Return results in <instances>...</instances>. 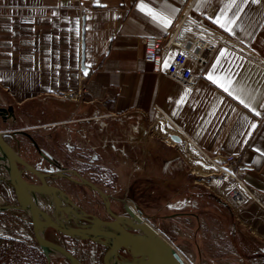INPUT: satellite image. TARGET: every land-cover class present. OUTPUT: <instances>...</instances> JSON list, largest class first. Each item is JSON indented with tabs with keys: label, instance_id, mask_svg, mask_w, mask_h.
<instances>
[{
	"label": "crops",
	"instance_id": "0c3cea01",
	"mask_svg": "<svg viewBox=\"0 0 264 264\" xmlns=\"http://www.w3.org/2000/svg\"><path fill=\"white\" fill-rule=\"evenodd\" d=\"M187 2L81 0L80 12L69 0H0V107L13 109L0 115V132H7L14 147L23 140L20 133L31 134L40 149L60 165L83 171L112 201L127 197L146 207L145 201L187 253L198 249L193 239L202 251L211 241L210 256L198 264H264V209L249 200L238 213L228 206L230 215L224 203L231 180L213 177L215 170L199 155H234L245 186L264 198V0L192 1L190 15L226 36L205 68L196 70L201 77L192 88L155 73L142 44L147 36L164 42ZM82 31L86 75L80 69ZM164 118L183 133L180 142L166 140ZM91 159L94 170L84 171L82 160ZM191 195L216 201L218 206L208 207L234 225L239 250L219 219L201 218L194 235L191 217L171 216L207 207ZM6 222L14 230L6 238L46 264H68ZM47 233L66 242L81 264H104L103 246ZM12 253L26 257L17 249Z\"/></svg>",
	"mask_w": 264,
	"mask_h": 264
},
{
	"label": "water",
	"instance_id": "95a60500",
	"mask_svg": "<svg viewBox=\"0 0 264 264\" xmlns=\"http://www.w3.org/2000/svg\"><path fill=\"white\" fill-rule=\"evenodd\" d=\"M83 33L84 31L81 36L80 69L86 75L89 68L84 64ZM8 114H13L11 106L0 107L1 116L5 117ZM6 133L0 132V181L13 189L16 203L7 206L0 205V211L17 210L23 213L31 225L35 242L45 254L52 252L65 258L69 264H81L65 245L45 236L46 232H52L73 240L91 241L107 248L103 256L104 264H185L173 246L159 236L153 227L132 216V211L124 200L120 201L122 203L121 213L114 212L111 209L109 195L78 172L74 171V175L79 178L75 182L87 186L99 195L111 219H102L87 213L66 192L48 185L45 182V177L48 175L27 162L15 147L4 139ZM170 138L175 142L181 141L177 134H170ZM216 160L225 162V157L216 158ZM23 170L35 174L38 183L27 181L22 175ZM191 200L209 204L208 200L193 195H191ZM169 202L170 200L164 206ZM224 206L233 216L228 205L224 203ZM171 216L191 217L195 225L194 235L200 231L201 218L214 216L223 223V228L228 232L233 245L239 250L234 225L228 223L213 210L183 211Z\"/></svg>",
	"mask_w": 264,
	"mask_h": 264
},
{
	"label": "built area",
	"instance_id": "2783aa9c",
	"mask_svg": "<svg viewBox=\"0 0 264 264\" xmlns=\"http://www.w3.org/2000/svg\"><path fill=\"white\" fill-rule=\"evenodd\" d=\"M69 1L75 3L80 12L83 11L81 0ZM192 1L189 0L181 9L164 42L161 38L153 36L142 39L144 60L151 64L152 70L155 73L166 72L171 78L189 88L194 87L201 77L196 70H203L217 45L226 40L225 35L205 24L201 19H194L190 15ZM74 96L71 95V98ZM164 121L167 128L166 138H170V134H177L181 139L184 137L169 119L164 118ZM173 143H175L174 140ZM199 155L203 162L211 165L215 170L213 174L226 175L231 180L232 189L226 197V203L233 213H238L249 200H253L264 209V198L253 193L243 183L241 178L243 169L234 166L236 163L234 155L224 156L225 162L209 157L202 150L199 151ZM222 164H225L227 168H219ZM136 209L140 211L137 207ZM9 224L12 225V223Z\"/></svg>",
	"mask_w": 264,
	"mask_h": 264
},
{
	"label": "flooded vegetation",
	"instance_id": "af4514ba",
	"mask_svg": "<svg viewBox=\"0 0 264 264\" xmlns=\"http://www.w3.org/2000/svg\"><path fill=\"white\" fill-rule=\"evenodd\" d=\"M20 136L23 140L18 141V146H16L15 148L21 155L20 145L21 143L24 144L23 146L25 147V152L21 156L27 162L32 164L37 170L48 175L45 177V182L48 185L58 187L59 189L66 192L71 197V199H73V201H75L77 205L87 213L94 214L98 217H101L102 219H111L110 216L106 213L105 206L99 195L87 186L80 185L75 182V180H79V178L74 175V169L68 168L62 164L60 165V162H58L53 156H51L48 152L40 149L37 143L34 142V138L31 134L24 132L20 133ZM4 139L10 144L11 139L9 136H5ZM31 155H40V159L35 162H31L29 159ZM82 161L84 171L91 170L92 172L94 170L93 167L90 166L93 163L92 159L90 162L85 160ZM82 173L83 171L79 172L81 176ZM22 175L27 181L38 183V178L35 174L27 170H23ZM0 189L5 197H10V199L14 200V202L16 203L13 189L11 187H8L5 183L0 181ZM112 203L113 208L114 206H116V209L114 211L112 206L111 209L116 213H121L122 203L117 200H111V204Z\"/></svg>",
	"mask_w": 264,
	"mask_h": 264
},
{
	"label": "rangeland",
	"instance_id": "374dc122",
	"mask_svg": "<svg viewBox=\"0 0 264 264\" xmlns=\"http://www.w3.org/2000/svg\"><path fill=\"white\" fill-rule=\"evenodd\" d=\"M34 142L36 143L35 140H34ZM20 146H21L20 147L21 148L20 153L22 155L25 152V148L23 147L22 143ZM201 164H202V171L203 172L208 171V169H204V167H203V166H205V163L202 162ZM208 167H210V165H208ZM212 176L220 178L222 175L216 174V175H212ZM205 178L210 179V177H205ZM121 194H122V192H121ZM6 199L7 198L4 196L3 192H1V189H0V201L2 202V204L4 203L7 205H10L12 203H15L14 200L8 201ZM124 201H126V205L131 209L132 216L139 218L141 222L147 223L151 227H153L159 236H161L165 241H167L169 244H171L176 250H178L181 253L180 255L183 256V259L185 260L186 264H198V260L201 261V259H204L205 257L210 256V254H207V252L209 253V251L212 250L213 246H214L211 243V241L210 242L207 240L205 241L206 244H203V251H202L200 249L201 247L199 246L200 243H198L197 239L195 238V239H193L192 244H193V246H196V248L198 247V249L196 251H195V249H192V250H190V252L187 253L186 251H184V249L181 246L182 244L178 240L171 238L169 235L166 234V231H164V229H162L160 224H158L160 222V220H159V222H157V219L155 218V216L150 215V212H152L153 208H148L145 201H144V204L147 208L137 206V204L132 199H129L127 197H124ZM214 201L215 200H210L208 198L209 204H205V205H211L209 207H213V208H214V206H218V204L217 205L214 204L216 202V201L215 202ZM212 205H214V206H212ZM136 207L138 209H140L141 212L140 211L138 212ZM207 207H205L204 209H210L209 207L208 208ZM222 208L223 209H221V210L223 213L227 212V210H225L224 207H222ZM161 209H163V208L161 207ZM211 210H213V209H211ZM10 211L15 213L18 216H22L24 219L27 220V217L23 213H22L23 215H21L20 211H17V210H10ZM156 215H160V213H156ZM10 217H11V215L9 216L6 212H3V213L0 212V236L7 237L10 234H12L14 231V230H12L13 229L12 226L6 227V226L2 225V223H7L6 219L8 218L11 222L15 223L16 230H18L19 233L24 232L25 234H30L29 235L30 239L34 238L32 231H31V228L27 225L28 222L26 220H22V221H26V222H22V221L18 220V218H16L15 216H12L13 219H11ZM214 218H215L214 216H209V219H214ZM222 226H223V224H222ZM193 230H194V228H193ZM46 234H49V233L46 232ZM51 235L52 234L48 235L50 237L49 239L50 240L55 239L54 236L52 237ZM56 239H58V238H56ZM230 241H231V239H230ZM32 242L36 243L34 239ZM63 243L66 245V247H69V245L66 242L63 241ZM64 244H62V245H64ZM232 244H233V242H232ZM17 250L19 253H22L26 257L23 258V257H20L18 254H14V253L11 254V252H9L5 256H0V264H46V262L43 258L39 259L37 257V255H34L32 250H30L29 248H25V246L22 243H20L18 245ZM203 253H204V256H203ZM59 258H63V257L59 256ZM24 260H26V262H24Z\"/></svg>",
	"mask_w": 264,
	"mask_h": 264
},
{
	"label": "trees",
	"instance_id": "16d2710c",
	"mask_svg": "<svg viewBox=\"0 0 264 264\" xmlns=\"http://www.w3.org/2000/svg\"><path fill=\"white\" fill-rule=\"evenodd\" d=\"M199 197L203 198L201 196H199ZM27 225L31 228L30 223H27ZM19 244H20V242L18 240L14 239V238H6V237H3V236H0V256H5L9 252L16 251V249H17ZM106 249L107 248L103 247V251H106Z\"/></svg>",
	"mask_w": 264,
	"mask_h": 264
},
{
	"label": "snow or ice",
	"instance_id": "6c2138e0",
	"mask_svg": "<svg viewBox=\"0 0 264 264\" xmlns=\"http://www.w3.org/2000/svg\"><path fill=\"white\" fill-rule=\"evenodd\" d=\"M253 2H258V0H253ZM142 7V9H143V5L141 6ZM149 12H150V14H153L154 16H156L157 14H155V13H152V10L151 9H149L148 10ZM166 23H171V21H166ZM217 23H221V26L223 27V26H225L224 25V23L219 19V18H217ZM230 30V29H229ZM209 79H213V77L210 75L209 77H208ZM221 87H224V85L223 84H221L220 85ZM225 91H227V89H225Z\"/></svg>",
	"mask_w": 264,
	"mask_h": 264
},
{
	"label": "bare ground",
	"instance_id": "6f19581e",
	"mask_svg": "<svg viewBox=\"0 0 264 264\" xmlns=\"http://www.w3.org/2000/svg\"><path fill=\"white\" fill-rule=\"evenodd\" d=\"M154 126V125H153ZM169 143H173V140L172 139H170V138H168L167 137V139H166ZM210 168H212V166L210 165ZM219 168H224V169H226L227 168V166L225 165V164H222V165H220V167ZM207 172V171H206ZM0 205H2V206H7V204H2V202L0 201ZM174 248V247H173ZM175 249V248H174ZM175 251H176V253L178 254V256L182 259V257L180 256V254L177 252V250L175 249ZM183 260V259H182ZM183 262L185 263V261L183 260Z\"/></svg>",
	"mask_w": 264,
	"mask_h": 264
}]
</instances>
